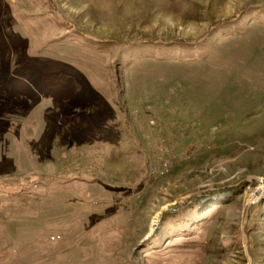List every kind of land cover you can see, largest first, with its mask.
<instances>
[{
  "label": "rangeland",
  "instance_id": "rangeland-1",
  "mask_svg": "<svg viewBox=\"0 0 264 264\" xmlns=\"http://www.w3.org/2000/svg\"><path fill=\"white\" fill-rule=\"evenodd\" d=\"M0 264H264V0H0Z\"/></svg>",
  "mask_w": 264,
  "mask_h": 264
},
{
  "label": "built area",
  "instance_id": "built-area-1",
  "mask_svg": "<svg viewBox=\"0 0 264 264\" xmlns=\"http://www.w3.org/2000/svg\"><path fill=\"white\" fill-rule=\"evenodd\" d=\"M170 168V162L166 159L160 158L156 166L149 169L150 177L156 178L167 172Z\"/></svg>",
  "mask_w": 264,
  "mask_h": 264
},
{
  "label": "bare ground",
  "instance_id": "bare-ground-1",
  "mask_svg": "<svg viewBox=\"0 0 264 264\" xmlns=\"http://www.w3.org/2000/svg\"><path fill=\"white\" fill-rule=\"evenodd\" d=\"M153 223L155 224V221L153 220ZM153 230V227L151 226V231Z\"/></svg>",
  "mask_w": 264,
  "mask_h": 264
},
{
  "label": "trees",
  "instance_id": "trees-1",
  "mask_svg": "<svg viewBox=\"0 0 264 264\" xmlns=\"http://www.w3.org/2000/svg\"><path fill=\"white\" fill-rule=\"evenodd\" d=\"M186 203L182 204L181 207H183V205L185 206Z\"/></svg>",
  "mask_w": 264,
  "mask_h": 264
}]
</instances>
